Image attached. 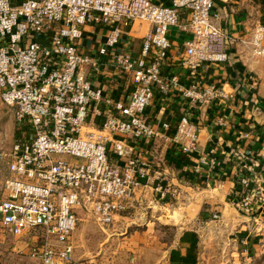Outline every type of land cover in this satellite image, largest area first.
Wrapping results in <instances>:
<instances>
[{
    "label": "built area",
    "instance_id": "2783aa9c",
    "mask_svg": "<svg viewBox=\"0 0 264 264\" xmlns=\"http://www.w3.org/2000/svg\"><path fill=\"white\" fill-rule=\"evenodd\" d=\"M214 5L215 0H175L172 6L152 0H0V97L13 110L20 134L8 162L0 225L17 239L30 237L31 259L75 264L77 210L108 227L138 193L152 189L159 201L170 196L163 165L150 145L164 140L192 155L200 128L186 112L173 125L157 121L150 111L157 95H179L199 107L226 99L215 86H184L179 75L166 73L172 27L191 35L182 64L192 80L203 65L227 62L226 36L214 21ZM183 11L189 13L185 21ZM137 22L152 28L142 56L134 59L119 43ZM86 27L111 30L95 54L82 46ZM251 43L254 56L264 57L263 25ZM111 70L122 87L129 81L127 99L116 98L102 82ZM238 155L239 171L246 174L235 205L249 213L263 210L257 162ZM211 164L215 160L202 156L197 169ZM212 219L218 222L221 215ZM244 253L252 260L249 249Z\"/></svg>",
    "mask_w": 264,
    "mask_h": 264
},
{
    "label": "crops",
    "instance_id": "0c3cea01",
    "mask_svg": "<svg viewBox=\"0 0 264 264\" xmlns=\"http://www.w3.org/2000/svg\"><path fill=\"white\" fill-rule=\"evenodd\" d=\"M152 1L172 6L175 0ZM212 13L215 23L226 36L227 62L203 65L198 76L192 80L188 69L182 64L185 43L191 39V35L172 27L168 35L172 43L170 67L166 73L179 75L184 86L193 82L202 88L215 86L223 91L226 99H218L208 107H199L179 95H157L151 116L157 121L175 125L186 112L198 124L200 135L198 150L192 155H183L178 148L168 146L164 140H156L150 149L154 157L155 153L163 157V160L160 159L163 163L160 170L164 172L166 180L172 182L175 192L179 193L176 209L184 210L183 217L195 219L189 210L197 204L198 194L209 193L213 189L211 193L218 191V196L213 197L210 193L204 195V202L212 204L211 210L221 212V220L217 223L228 227L233 222L226 212L232 208L237 210L235 204L241 192L240 178L246 174L239 171V165L243 163L239 152L255 159V169L264 189V57L254 56L251 43L256 29L264 26V0H215ZM188 17L189 13L183 11V21ZM151 28L148 23H134L121 35L120 48L129 52L134 59L140 58L144 39ZM110 32L108 28L86 27L82 46L95 54L106 43ZM95 82L99 84L97 80ZM102 82L116 98L122 96L127 99L132 90L129 81L122 87L120 77L112 70L106 72ZM202 156L215 160V164L205 166L199 172L197 168ZM143 192L145 194L141 192L135 197L129 212L138 209L141 203H153L149 189ZM197 243L195 231L187 229L179 235L175 245L162 253L153 264H221L212 255L213 246L206 257L199 253ZM239 247L242 248L240 254L244 256L245 246ZM137 248V251L141 250L138 245ZM246 248L253 253L251 246Z\"/></svg>",
    "mask_w": 264,
    "mask_h": 264
},
{
    "label": "rangeland",
    "instance_id": "374dc122",
    "mask_svg": "<svg viewBox=\"0 0 264 264\" xmlns=\"http://www.w3.org/2000/svg\"><path fill=\"white\" fill-rule=\"evenodd\" d=\"M19 138V125L14 112L0 97V199L4 183L9 177L10 154ZM155 158L157 162L163 160L158 153H155ZM164 183H169L171 189L165 201H159L156 192L149 189L153 195L152 204L141 203L138 209L132 212L127 210L108 227H102L90 213L77 210L80 220L72 237L74 263L153 264L162 253L168 252L175 245L182 232L190 229L198 237L201 256L207 257L213 246L212 255L221 264H264V209L254 213L238 207L237 210L228 209L227 217L232 218L233 222L230 226L225 227L216 221L211 223L214 221V213L222 215L221 212L211 210L212 204L204 202V195L210 193L213 197L218 196V191L214 194L211 189L209 193H197V204L189 210L195 219L186 218L183 217V209H176L179 193L175 192L174 185L169 180ZM31 243L30 237L17 239L0 225V264H39L28 255V245ZM137 245L140 251H137ZM240 245L252 247V260L245 253L244 256L240 254Z\"/></svg>",
    "mask_w": 264,
    "mask_h": 264
}]
</instances>
